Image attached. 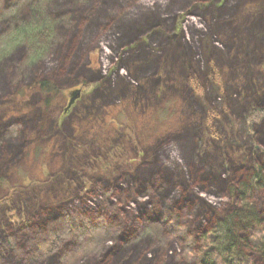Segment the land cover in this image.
Wrapping results in <instances>:
<instances>
[{
  "label": "rangeland",
  "instance_id": "1",
  "mask_svg": "<svg viewBox=\"0 0 264 264\" xmlns=\"http://www.w3.org/2000/svg\"><path fill=\"white\" fill-rule=\"evenodd\" d=\"M145 36L164 45L148 68L161 79L115 86L122 53ZM263 40L264 0H0V264H186L170 214L194 237L240 207L264 216V188L232 194L221 180L264 161V112L250 122L264 108ZM46 78L79 89L67 110V95L46 105ZM67 215L105 219L108 241L71 263L73 236L43 253ZM252 221L233 219L241 239ZM242 253L264 263L247 241Z\"/></svg>",
  "mask_w": 264,
  "mask_h": 264
},
{
  "label": "trees",
  "instance_id": "2",
  "mask_svg": "<svg viewBox=\"0 0 264 264\" xmlns=\"http://www.w3.org/2000/svg\"><path fill=\"white\" fill-rule=\"evenodd\" d=\"M169 16L170 13H167L166 18ZM225 23H230L231 25L234 24L233 21H225ZM136 28L137 27L131 29V34H129V31L126 32V30H128L127 25L124 29L127 35L129 34L133 36L139 31H142V29H144V25L139 27L140 29ZM148 33L149 32L146 33V36ZM146 36L145 38L141 37V39L137 37L136 39H139V41H137L136 44L129 50L122 53L121 58L125 61L127 75H121V72H119L121 65H118L113 73L115 76H117L115 86L118 84L117 78L119 77L122 78L120 81L126 85L130 84L132 87H135V89L140 90L139 84L141 83L142 88L148 91L151 90L150 88H152V86H155L154 84H156L159 79H161L157 75H154L155 72L153 71V68L150 70L148 68L149 65L156 64V66L154 65L156 67L154 70H158L157 65H159L160 62L159 56L163 54L164 45L159 48L157 45H152L150 42L147 44L144 41ZM150 36L151 35L149 34L147 38ZM181 36L182 38H185L184 44L187 49L190 50V56H193L194 52L190 42L186 40L187 38L184 33L181 34ZM72 51L73 50L67 51L63 61H67L68 58V61H70L72 58H74ZM195 61L197 63L201 62L199 59ZM108 77L109 80L112 78L111 75ZM189 82L196 92L200 94L203 93V87L201 86L199 77L197 75L190 76ZM36 83L38 89L44 95V100L48 107L51 105V101H53L57 95H67L64 86H60L54 80L46 78L40 79ZM106 87L112 91L113 86L107 84ZM253 112H255V117L254 120L250 122L255 121V118L258 119L264 112V108H254L251 113L253 114ZM209 113L212 115L213 110H210ZM35 119L41 122V120L46 119L45 114L42 113L38 116V118L36 117ZM49 120L50 117L48 121ZM11 142V147L14 149V141ZM223 179L226 180V183L230 187L232 194L236 191L243 193V190L237 187V182H240L244 188H247L248 186H250V188L251 186L255 188H264V161L258 163L255 168L253 167L249 176L246 178L247 180L245 181H237L234 178L225 179V177H222L221 180ZM189 188L190 187H188V189ZM247 211L248 209L245 207L236 209L231 214L229 213L225 217L219 219L213 227L211 226L210 228L201 231L197 237L191 235L189 227L180 221V218L177 214L169 215L166 221V229L174 239L182 243V254L187 260L186 264H255L250 257L241 255L243 254L242 249L246 241L251 246V248L260 253L264 262V216H260L254 213L252 210H250L249 213H247ZM242 215H249L253 219L251 224L252 226H249L250 232L247 234L245 239H241L237 232L235 233L236 227L233 222V219ZM79 218L80 220L77 217L67 215L65 217V224L62 229L52 230L49 238L42 240L40 250L43 253L53 252L58 249L60 244L64 242L66 238L73 236V238H76L79 241V245L77 246L76 251L68 255V261H70L69 263L82 254L97 252V250H99L100 247L109 239V223H107L105 219H99L98 222H92L91 220L88 225H83L81 221L83 217L79 216ZM85 233L87 235H83ZM241 240L245 241L241 242ZM122 250L123 249L121 246L116 248L113 247L109 252L112 257H117ZM127 252L129 251L127 250L126 253ZM240 256L244 258L241 259ZM113 260H116V258Z\"/></svg>",
  "mask_w": 264,
  "mask_h": 264
},
{
  "label": "water",
  "instance_id": "3",
  "mask_svg": "<svg viewBox=\"0 0 264 264\" xmlns=\"http://www.w3.org/2000/svg\"><path fill=\"white\" fill-rule=\"evenodd\" d=\"M78 92H79V89H76V90L73 91L72 94H70V93L68 94L69 98L67 100V104L65 106V110H67L72 105V103L74 102L76 96L78 95Z\"/></svg>",
  "mask_w": 264,
  "mask_h": 264
},
{
  "label": "flooded vegetation",
  "instance_id": "4",
  "mask_svg": "<svg viewBox=\"0 0 264 264\" xmlns=\"http://www.w3.org/2000/svg\"><path fill=\"white\" fill-rule=\"evenodd\" d=\"M76 89H78V88L75 87V88H73V89L66 90V94H67V96H68L69 93L72 94L73 91L76 90Z\"/></svg>",
  "mask_w": 264,
  "mask_h": 264
},
{
  "label": "snow or ice",
  "instance_id": "5",
  "mask_svg": "<svg viewBox=\"0 0 264 264\" xmlns=\"http://www.w3.org/2000/svg\"><path fill=\"white\" fill-rule=\"evenodd\" d=\"M0 47H2V45H0Z\"/></svg>",
  "mask_w": 264,
  "mask_h": 264
}]
</instances>
